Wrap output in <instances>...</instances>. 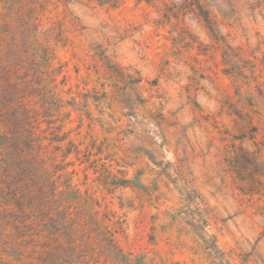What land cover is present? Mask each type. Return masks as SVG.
I'll return each mask as SVG.
<instances>
[{
    "label": "rangeland",
    "instance_id": "1",
    "mask_svg": "<svg viewBox=\"0 0 264 264\" xmlns=\"http://www.w3.org/2000/svg\"><path fill=\"white\" fill-rule=\"evenodd\" d=\"M47 29L88 101L61 111L72 184L122 221L89 264H264V0H52Z\"/></svg>",
    "mask_w": 264,
    "mask_h": 264
},
{
    "label": "trees",
    "instance_id": "2",
    "mask_svg": "<svg viewBox=\"0 0 264 264\" xmlns=\"http://www.w3.org/2000/svg\"><path fill=\"white\" fill-rule=\"evenodd\" d=\"M52 0H4L0 13V225L17 264H89L123 254L122 221L98 220L89 195L72 184L71 156H86L65 130L52 33L43 18ZM57 39V38H56ZM61 76V79H60ZM71 94V88L66 91ZM88 157V156H87ZM90 158L81 163L90 161ZM208 247L214 244L207 242Z\"/></svg>",
    "mask_w": 264,
    "mask_h": 264
}]
</instances>
